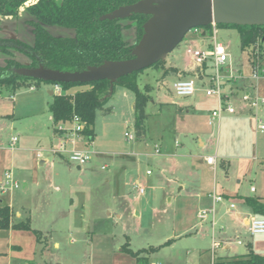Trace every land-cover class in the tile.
<instances>
[{
    "label": "rangeland",
    "instance_id": "374dc122",
    "mask_svg": "<svg viewBox=\"0 0 264 264\" xmlns=\"http://www.w3.org/2000/svg\"><path fill=\"white\" fill-rule=\"evenodd\" d=\"M29 4L28 2L26 6ZM119 23L123 40L133 45L137 36L133 21L127 18L119 20ZM46 29L58 37L75 36V32L70 29L57 26H46ZM0 36L32 43L31 25L26 22L22 9L17 18L0 19ZM217 41L225 47L233 74L239 77L237 83L232 85L238 88L235 98L231 99L235 107L242 94L240 88L248 82L251 75L248 53L241 51L237 31L233 28L218 27ZM189 46L202 48L193 30L166 56L163 66L149 67L139 73V89L142 90L145 86L150 88V100L144 108L147 117L142 140H136L135 137L134 96L131 92L116 87L104 107L110 111L97 112L95 142L100 149L108 152L103 159L94 158L96 175L103 178L113 174V162L122 160L130 155L128 153L133 152L130 163H119L123 169L118 170L119 178L116 181L122 188L124 199L115 201L109 196L110 189L105 188L96 190L93 197L89 191L82 189H76L71 196L62 193L61 211L68 213L70 219L68 222L60 219L58 224L54 223L52 229L45 226L54 231L52 239L59 243V248L53 247L51 239L40 244L34 241V237H31L32 242L25 240V236L31 235L23 233L24 237L20 241L24 249L22 253L15 252L13 257L23 259L28 264H135L134 257L124 251V247L132 252L155 248V251L145 254L149 264H217L223 261L224 256L232 260L246 255L247 247L253 253L264 257V235H249L246 228L239 221H235L227 210L229 204H233L237 212L242 209L243 204L238 197L264 198V162H236L253 155L249 145L237 147L233 140L238 142L239 139H236L237 136L230 129L221 125L218 132L216 125H207L205 117L197 118L195 115L177 111L178 107L205 111L210 107L205 99H215L205 95V90L209 87L208 77L214 73L210 67L205 70L206 76L202 80L192 78L194 95L178 97L173 92L172 86L177 78L171 69L184 71L187 68L185 50ZM227 68L228 66L221 71L224 78L228 76ZM39 85L41 92L45 87L51 86L45 83ZM223 86L224 93H227L228 85ZM85 88L86 86H77L70 93ZM16 93L13 95L14 105H18L14 116L16 124L32 122L37 117L24 116L29 102L27 94L31 93L29 88L24 87ZM124 93L128 95L127 99L123 96ZM11 95L0 89V105L3 109L14 106L10 100ZM126 102L132 106V110L128 109ZM194 128L200 130V138L206 144L204 149L199 147V143L195 144L196 135L192 136ZM125 132L134 135V139L126 141ZM262 137L264 135H258L257 139ZM254 139L253 131L247 133V142ZM156 147L159 153H156ZM214 153L229 157L231 164L237 166V169L228 176L222 173L219 166L215 175L205 167L199 171L191 169V156ZM100 166L105 167L104 170L101 171ZM70 169L76 176L79 175L75 165L70 166ZM146 171L150 175H146ZM201 180H206L210 193L213 192L212 187L215 184V194L224 198V204L215 208L214 230L209 220L201 223L196 218L198 210L201 212L209 208L196 207L185 190L179 195L182 185L187 189L192 184L197 186ZM113 183L115 184L112 181L111 186ZM136 184L146 190L145 194L137 193L134 189ZM250 187L257 189V192L250 193ZM70 198L73 199L72 203ZM105 202L121 215L120 218H116L113 210L107 216L104 211ZM17 234L20 233H14L16 236ZM226 245L229 250H225ZM19 260H14L12 264H24ZM5 262L4 255H0V264H6Z\"/></svg>",
    "mask_w": 264,
    "mask_h": 264
},
{
    "label": "crops",
    "instance_id": "0c3cea01",
    "mask_svg": "<svg viewBox=\"0 0 264 264\" xmlns=\"http://www.w3.org/2000/svg\"><path fill=\"white\" fill-rule=\"evenodd\" d=\"M196 35L198 36L199 46L205 48L208 44V38L205 33L202 31L199 35ZM187 60L188 65L184 71H180L175 68L171 69V71L176 75L177 80L188 78L202 80L203 76L196 74L193 71V66L188 57ZM236 83L237 82L227 83V93H232V98H235L236 91H238L237 86H232ZM254 88H257L255 89L257 90L256 92L260 96L264 97V80L253 83L250 79H248V82L245 83L242 88H240V91H242V93H254ZM39 89L40 85L31 86L29 87V92L31 93L27 94L29 97V102H27L24 116L37 117L32 122H26V124L23 125L16 124V119L14 116H16L15 114L18 111V105H14V94L10 97V100L13 102L12 105H14L12 108L6 107L3 109L0 105V185L3 180V175L6 171H9L12 174L13 180L18 185L17 188L0 192V207L8 206L14 213L15 222L17 220L28 219L31 229L39 231L42 234L40 243H46L49 239H51V241L53 240V247L58 249L59 243L52 239L54 231H51L48 229V227L52 229L54 223L58 224L60 219H63L67 222L70 219L68 213H62L61 211V194L64 193L70 195L73 194L76 189H82L89 191L90 195L93 197L96 190L99 188H105L106 190L110 189L109 196H111V198H113L115 201L117 199H124V195L121 191L122 188L119 187L116 181L119 178L118 170L123 169L122 165L119 163L125 164L126 162L128 163V161L130 163V161L133 160V156L131 155L133 152L128 153L130 155H126L124 158H122V160L113 162L115 165V171L113 174L103 178L97 176L93 165L94 158L103 159L105 158L104 155L107 154L108 151L100 149L99 145L95 142L97 137V119H95V135L92 140H89L86 136L81 135L75 139L73 145H66L67 151L75 149L92 153L90 161L84 165L86 166L84 170H82L83 166L79 167L75 165L79 171V175L76 176L75 172L70 169L72 164H70L67 160V153L56 155L50 153V149L57 147L61 140L68 138L66 132L70 128L68 124H64L62 130H58L56 126L53 125L52 116L49 112V105L52 102L53 96L57 93L53 91L52 85L45 87L42 92ZM123 96L126 99L128 97V95L125 93ZM238 100L239 104L235 106V114L229 115L225 112L221 114L219 123L216 126L217 131L219 132L220 126L222 125L223 127L230 129L235 134V136H237L236 139L238 138L239 141L237 142L233 140V142L237 144V147L249 145L252 148L253 155L249 156L247 159H238L236 162L246 160L253 161V163L257 161L264 162V137L259 140L257 139L258 135H264V133H257L255 131L254 122L249 116V109L244 104H242L240 97ZM205 103L209 104L210 106L205 111L198 110L196 108L193 109L192 107L189 109L186 108L185 110L182 107H178L177 111L181 113L184 112L187 115H195L197 118L205 117L207 125L210 126L208 123L210 113L217 107V99L206 98ZM126 104L130 110L132 106L127 102ZM261 113L264 114V107L261 109ZM197 120L199 119H196V121ZM251 131H253L255 139L254 141L247 142V133H251ZM192 134V136H194V134L196 135L195 144L199 143V147L204 149L206 144L200 138V130H195L194 128ZM13 137H16L17 141L13 146H11V139ZM191 143L192 142L190 141V144ZM176 145L178 144L176 143ZM38 151L41 152V157L39 158L36 156ZM207 157H215L214 167L206 164L205 159ZM190 158L192 163L191 169L193 171L194 169L199 171L205 167L207 171H212L215 175L217 171L216 169H218L219 166V169H221L222 173L225 176H228L237 169V166H233L231 164V161L228 159L229 157L224 155L222 156L214 153V155H194ZM104 168L105 167L103 166L99 167L101 171L104 170ZM126 178L127 177H125V180ZM122 180H124V178H122ZM112 181L115 182V184L113 183V186H111ZM215 188V184H213L212 190L214 192ZM208 189V183L206 180H201L197 186H193L192 184V186L187 189H184V186L182 185L179 188V195L185 190L192 204L198 208L208 207L210 209L213 204L210 197L211 191ZM256 192L257 189L250 191V193L254 194ZM227 198L229 197H226V199ZM244 198L247 197H238V199L243 204V210L241 209L237 212L235 211V206L233 208L229 207L230 204L228 205L227 210H229V213L232 215L235 221H239L246 228V224L249 219L258 216L254 215L252 211L244 204ZM256 198L264 202V198ZM69 201L72 203L73 199L70 198ZM107 203L108 202H105L104 206V211L107 212V216H110L111 210H113V214L116 216V218H120L121 215L117 214V211ZM220 204L222 205L224 203L222 202L215 204L214 210L216 206ZM199 213L200 210H198L196 218ZM215 215L213 219L214 224H212V217L210 215L205 220H209L213 230V227L216 225ZM197 221L199 220L197 219ZM15 232L20 234H17L16 236L14 235ZM23 233H30L31 236L24 237ZM22 237H24L25 240H29L30 242H32L31 237H34V241L37 242L34 234L31 231L12 229L0 230V255H4L6 264H12L14 260H19L13 257V255L15 252L22 253L24 249L22 241H20ZM247 249H249V247H247ZM225 250H229L228 245L225 246ZM222 259L223 261L219 263L228 264V262L231 260L228 256H224ZM19 261L24 262V264H28V262L23 259H20Z\"/></svg>",
    "mask_w": 264,
    "mask_h": 264
},
{
    "label": "trees",
    "instance_id": "16d2710c",
    "mask_svg": "<svg viewBox=\"0 0 264 264\" xmlns=\"http://www.w3.org/2000/svg\"><path fill=\"white\" fill-rule=\"evenodd\" d=\"M141 0H0V19L17 18L22 9L26 22L31 25L32 43L28 44L18 38L0 36V89L15 94L24 87L40 83L55 85L19 76L16 70L21 68L56 70L60 72H82L89 67H97L108 61H123L132 58V50L143 35V25L148 16L133 14L128 19L133 21L136 30V42L128 44L122 38L119 20H100L114 10L135 4ZM30 3L26 6L27 3ZM46 26H57L75 32L74 37H58L49 33ZM220 28H233L239 37L241 51L248 53L250 66L258 59L264 62V27L217 25ZM209 35L210 26L201 28ZM257 50V53H256ZM159 62L152 67L163 66ZM143 71V70H142ZM118 79L112 89L108 81L89 84H57L61 92L53 96L49 105L53 125L69 124L73 117H78L84 128L81 135L89 140L94 138L95 119L98 111L109 112L104 108L116 87L130 91L134 96L133 128L136 139H142L145 132L144 108L149 102L150 88L139 89V73ZM77 86H86L81 91L70 93ZM244 204L258 217L264 218V202L247 197ZM31 231L38 243L42 234L32 230L29 220L14 221V213L8 206L0 207V230ZM155 248L132 252L124 247L135 259V264H149L145 254ZM223 264V263H217ZM228 264H264V257L249 248L244 256L233 258Z\"/></svg>",
    "mask_w": 264,
    "mask_h": 264
},
{
    "label": "water",
    "instance_id": "95a60500",
    "mask_svg": "<svg viewBox=\"0 0 264 264\" xmlns=\"http://www.w3.org/2000/svg\"><path fill=\"white\" fill-rule=\"evenodd\" d=\"M133 14L148 16L143 35L132 50V58L108 61L82 72L21 68L19 76L42 82L89 84L108 81L110 89L118 79L164 62L192 29L210 24L263 26L264 0H141L106 14L100 20H122Z\"/></svg>",
    "mask_w": 264,
    "mask_h": 264
},
{
    "label": "built area",
    "instance_id": "2783aa9c",
    "mask_svg": "<svg viewBox=\"0 0 264 264\" xmlns=\"http://www.w3.org/2000/svg\"><path fill=\"white\" fill-rule=\"evenodd\" d=\"M210 33L207 35L208 44L205 48H192L191 46L187 47L185 50L186 56L189 58L193 71L196 74H200L205 77V70L207 68L213 69L214 73L210 75L209 78V87L205 90L207 96H213L217 99V107L210 113L209 125H218L220 116L223 112L233 115L236 110L231 103L232 93H224L223 85L231 82H236L239 77L233 74V69L231 68L230 58L226 53L225 47L217 41V25L210 24ZM193 33L200 34L203 30L201 28L192 29ZM190 30V31H192ZM189 31V32H190ZM257 53V50H256ZM228 76L226 78L221 76V71L226 67ZM249 79L253 83H257L260 80H264V62L256 60L254 65L251 66V75ZM53 91L56 93L61 92V87L57 84L52 85ZM173 92L178 97H190L195 93V86L192 78L188 79H178L172 86ZM257 88H254V90ZM255 90L254 93L243 92L240 97V101L249 109V116L252 118L255 126V131L257 133H264V114L261 113V109L264 107V97L260 96ZM64 124H59L56 126L58 130H62ZM70 128L67 130V139L60 141L57 147L50 149V153L53 155L67 153V160L70 164L76 166L86 165L92 156L91 152L81 151L72 149L67 151L66 145H73L75 139L81 136L84 125L78 117H73L71 122L68 124ZM126 141H131L134 139V135L126 132L124 134ZM17 141L16 137L11 139V146ZM156 153H159V149L156 147ZM36 156L41 157V152L38 151ZM206 164L214 167L215 157H207L205 159ZM147 175L150 174L149 171L146 172ZM17 183L13 180L12 174L9 171H6L3 175V180L0 185V192L17 188ZM134 189L139 195H143L145 189L139 185H134ZM253 188H250V191H253ZM212 200V207L209 210H202L197 218L200 222L206 220L210 215L212 217V224H214V205L222 203L224 198L216 195L213 191L210 194ZM230 208H233L234 205L230 204ZM246 231L249 235H264V218L262 217H252L246 224Z\"/></svg>",
    "mask_w": 264,
    "mask_h": 264
},
{
    "label": "flooded vegetation",
    "instance_id": "af4514ba",
    "mask_svg": "<svg viewBox=\"0 0 264 264\" xmlns=\"http://www.w3.org/2000/svg\"><path fill=\"white\" fill-rule=\"evenodd\" d=\"M13 38V37H12Z\"/></svg>",
    "mask_w": 264,
    "mask_h": 264
}]
</instances>
